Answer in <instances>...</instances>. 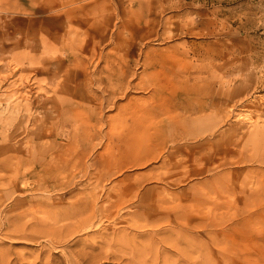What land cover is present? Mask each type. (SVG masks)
<instances>
[{
    "label": "rangeland",
    "instance_id": "374dc122",
    "mask_svg": "<svg viewBox=\"0 0 264 264\" xmlns=\"http://www.w3.org/2000/svg\"><path fill=\"white\" fill-rule=\"evenodd\" d=\"M29 2L0 0V264H264V0Z\"/></svg>",
    "mask_w": 264,
    "mask_h": 264
},
{
    "label": "crops",
    "instance_id": "0c3cea01",
    "mask_svg": "<svg viewBox=\"0 0 264 264\" xmlns=\"http://www.w3.org/2000/svg\"><path fill=\"white\" fill-rule=\"evenodd\" d=\"M30 0H21V3L23 4V5H26V3L27 4H30L31 2H29Z\"/></svg>",
    "mask_w": 264,
    "mask_h": 264
},
{
    "label": "bare ground",
    "instance_id": "6f19581e",
    "mask_svg": "<svg viewBox=\"0 0 264 264\" xmlns=\"http://www.w3.org/2000/svg\"><path fill=\"white\" fill-rule=\"evenodd\" d=\"M189 244V243H188ZM191 248H192V245H189ZM202 247H203V245H202ZM182 251V250H181ZM180 252V251H179ZM183 254V253H182ZM183 256V255H182ZM193 263V262H192Z\"/></svg>",
    "mask_w": 264,
    "mask_h": 264
}]
</instances>
